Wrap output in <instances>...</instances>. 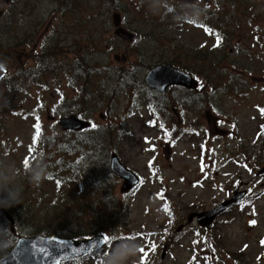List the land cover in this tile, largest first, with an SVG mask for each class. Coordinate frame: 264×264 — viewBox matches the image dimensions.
Returning a JSON list of instances; mask_svg holds the SVG:
<instances>
[{
  "label": "rangeland",
  "instance_id": "obj_1",
  "mask_svg": "<svg viewBox=\"0 0 264 264\" xmlns=\"http://www.w3.org/2000/svg\"><path fill=\"white\" fill-rule=\"evenodd\" d=\"M78 58L92 68L81 77ZM40 61L50 72L28 73ZM159 63L194 75L197 89H152L145 77ZM0 66V182L22 188L28 218L48 225L62 212L61 237L101 221L109 238L61 264H104L124 244L139 250L119 264H264V0H0ZM71 114L91 121L92 140L109 149L111 139L109 154L141 175L136 189L72 152L89 144L60 126ZM58 143L68 162L49 173ZM39 157L47 176L33 184ZM238 188L248 203L209 228L187 223ZM2 234L0 256L14 246Z\"/></svg>",
  "mask_w": 264,
  "mask_h": 264
},
{
  "label": "water",
  "instance_id": "obj_2",
  "mask_svg": "<svg viewBox=\"0 0 264 264\" xmlns=\"http://www.w3.org/2000/svg\"><path fill=\"white\" fill-rule=\"evenodd\" d=\"M3 73L4 71L0 67V77ZM145 81L152 89L162 93L174 85L196 89L199 84L194 75L171 63H160L150 68ZM59 124L65 131H81L92 125L91 121L80 118L76 114L60 118ZM165 153L166 155L171 154L170 144L166 145ZM110 169L115 175L124 179L123 192H129L141 181V177L125 165L116 152L111 154ZM259 172L263 173L264 168ZM246 194V189L235 190L231 198L222 201L213 208L192 212L188 216V222L196 220L202 227H209L219 215L237 204ZM182 227L180 226L179 230ZM104 242L105 236L102 233L81 239L58 235H22L18 237L9 252L0 256V264H61L67 259L79 258L96 250Z\"/></svg>",
  "mask_w": 264,
  "mask_h": 264
},
{
  "label": "trees",
  "instance_id": "obj_3",
  "mask_svg": "<svg viewBox=\"0 0 264 264\" xmlns=\"http://www.w3.org/2000/svg\"><path fill=\"white\" fill-rule=\"evenodd\" d=\"M51 53V52H50ZM80 60V62H78V60H74V62L71 64V69L74 72V75L76 77H81L83 75H85V71L86 68L88 69V71H90L92 68H90L88 66V63L83 62V60L81 58H78ZM50 62L47 61H40L37 65H35L34 68H30L29 72L30 74H32L33 76L35 75V73H33L34 71L37 73V76L40 75H44L47 72H50ZM132 74V72H131ZM126 78H128V74L125 73ZM3 78V77H2ZM0 78V79H2ZM21 84H24L25 79L19 77V80H16ZM126 82V81H125ZM124 82V83H125ZM126 86V83H125ZM154 91V90H152ZM82 93V90H81ZM156 108L158 110H155V113L158 111L160 112L161 109L156 105ZM169 118V117H168ZM165 119H162V122H164ZM107 128V129H106ZM108 128H111V126H107L104 125L103 128L101 129V133L106 135V130H108ZM93 128H89L88 130H83L80 132H73L75 134L78 135H83V138L86 140V143L89 144L88 147L85 148V150L83 151L82 149H80L79 147L82 146V144H84L83 142H80L79 144H77L76 147H73L72 152L73 151H77L80 150V154L83 155L84 159H91L93 160L95 157H97V160L101 158V160L103 161V163L106 165V174L108 175H112V172L109 168V160H110V154L109 152L111 151V145H112V141L110 139V141H104L106 143V145H109L110 148L107 149L106 146L104 145L103 141H101V137L99 135V138L101 140H92V130ZM65 133V131L60 130L57 133V136H62ZM60 143H58V149L55 150L58 153V157L55 154V161H49L51 164V168L49 169V173H52L53 168H55V165H62L67 161L68 156L70 155V153H67L65 151L62 150V148L59 146ZM111 144V145H110ZM106 148V149H105ZM55 153V152H54ZM70 162V161H69ZM259 162V161H258ZM256 162V163H258ZM56 172H58L57 168H56ZM17 189H22V188H17ZM250 191L247 193L246 197L242 200V202L239 204L240 206H242L245 202L248 203V201H250ZM27 204L28 202L25 201V198H23V190H22V194H21V199H20V203H18L17 205L10 207V208H4V207H0V217H5L6 218V222H8L10 224L9 227H7L8 229V242H10V244L15 243V241L17 240V238L19 236L22 235H37V234H41V235H60L63 234L64 232H66V230L64 231L63 226L66 223V221L64 220V215L62 212H60V215L58 217V219L55 220V222L57 223V227L54 225V223H48V225L46 223L42 224L41 220H37L33 219V217L28 218V214H27ZM189 208H187L185 211H183V213H188ZM73 213L76 215H81L82 211L80 210H74L73 209ZM73 216V214H72ZM102 222L98 221L95 223V225H91L90 227L87 228H82L80 231H78V235L77 233L74 234V237H78V238H84V237H89L91 235H93L94 233H103L104 229L101 228ZM94 254V252L92 253ZM240 264L241 261L239 260ZM238 264V263H236Z\"/></svg>",
  "mask_w": 264,
  "mask_h": 264
},
{
  "label": "clouds",
  "instance_id": "obj_4",
  "mask_svg": "<svg viewBox=\"0 0 264 264\" xmlns=\"http://www.w3.org/2000/svg\"><path fill=\"white\" fill-rule=\"evenodd\" d=\"M29 180L33 184H39L47 176V168L43 162V158L39 157L32 162V165L27 169ZM22 189H17L10 186V182L5 180L0 182V207L10 208L20 203ZM7 231L6 228L0 227V240H5L6 237L2 234ZM139 246L136 244H124L119 246L115 254H110L105 258L104 264H119V261L126 260L129 257H134L138 254Z\"/></svg>",
  "mask_w": 264,
  "mask_h": 264
},
{
  "label": "snow or ice",
  "instance_id": "obj_5",
  "mask_svg": "<svg viewBox=\"0 0 264 264\" xmlns=\"http://www.w3.org/2000/svg\"><path fill=\"white\" fill-rule=\"evenodd\" d=\"M36 129H37V131H36V138H39L40 133H39V125L38 124L36 125ZM25 163H27V161H25ZM251 223L255 224V221H251ZM108 241H109V238L108 237H105V242L107 243ZM262 243H264V242H262ZM141 251L143 252L144 250L141 249Z\"/></svg>",
  "mask_w": 264,
  "mask_h": 264
},
{
  "label": "flooded vegetation",
  "instance_id": "obj_6",
  "mask_svg": "<svg viewBox=\"0 0 264 264\" xmlns=\"http://www.w3.org/2000/svg\"><path fill=\"white\" fill-rule=\"evenodd\" d=\"M238 189H240V188H238ZM232 196V195H231Z\"/></svg>",
  "mask_w": 264,
  "mask_h": 264
}]
</instances>
